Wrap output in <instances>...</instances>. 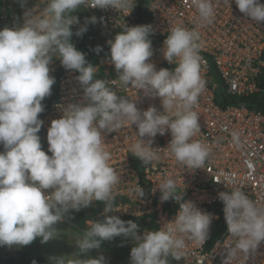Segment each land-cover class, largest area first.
<instances>
[{
  "label": "clouds",
  "instance_id": "obj_1",
  "mask_svg": "<svg viewBox=\"0 0 264 264\" xmlns=\"http://www.w3.org/2000/svg\"><path fill=\"white\" fill-rule=\"evenodd\" d=\"M20 2L24 7L27 0ZM222 2L230 8L232 0ZM234 2L246 17L264 22V4L259 0ZM191 3L197 10L198 27L214 22V0ZM81 6L112 8L127 15L133 0H43L38 12H24L22 26L0 30V146L4 149L0 152V246H26L37 238L46 243L55 237V225L70 211L79 212L99 201L104 204V218L86 221L87 228L75 242V258L50 257L51 264H106L103 255L79 256L118 236L134 242L130 264H169V257L178 261L185 256L188 242H206L213 217L184 201L176 192L175 180L169 177L156 187L161 202L174 198L179 210L158 230L141 235L135 222L108 215L116 211L113 189L121 177L109 163L102 132L135 125L138 131L130 151L145 164L161 159V148L152 147L153 140L157 134L170 132L171 140L163 149L187 169L203 168L209 149L194 139L201 131L194 108L206 85L200 71L199 31L183 24L169 29L161 51L167 62L175 63L172 70H157L147 62L153 55L150 25L123 24L122 31L107 41L117 73L113 83L118 81L125 89L131 85L146 97L160 98L163 112L153 106L141 111L137 98L118 95L105 80L94 79L97 68L71 42L72 25L79 23L73 13ZM96 22L95 16L86 19L75 34L82 36L87 24ZM101 50L99 46L94 49L97 53ZM53 56L66 70L78 73L83 100L62 107L63 115L51 121L48 155L38 135L43 125L38 117L44 112L42 101L51 95L55 84L49 68ZM232 138L239 142L238 133L233 132ZM132 191L136 199L145 195L139 185ZM218 199L233 238L224 264H235L241 256L255 254L264 241V203L239 188L219 192Z\"/></svg>",
  "mask_w": 264,
  "mask_h": 264
},
{
  "label": "built area",
  "instance_id": "obj_2",
  "mask_svg": "<svg viewBox=\"0 0 264 264\" xmlns=\"http://www.w3.org/2000/svg\"><path fill=\"white\" fill-rule=\"evenodd\" d=\"M140 1L133 0V8L128 10L130 13L127 15L112 8H81L85 7L91 17L97 18L96 24L103 33L111 34L122 31L123 24L128 27L139 25ZM259 2L264 4V0ZM39 4L37 7L42 8L43 0H39ZM31 6L22 7L20 0H0V30L22 26L24 12ZM214 7V22L198 27L197 10L191 0H149L148 5L152 35L167 37L169 29L177 24L199 31L200 71L206 85L194 108L201 126L194 139L209 149L210 154L203 168L187 169L177 164L163 149L171 140L170 132L157 134L154 138L152 147L161 148V159L149 164L130 151L138 131L135 125H125L117 132H102L105 150L111 157L109 163L121 177L113 189L116 211L108 215H116L120 219H143L150 231H153L151 223L155 225L154 230H158L166 222L172 221L179 210V203L174 198L161 202V193L156 187L165 177H169L175 180L176 192L184 201L193 202L202 212L213 217L206 242L202 245L188 242L185 256L178 261L169 257L171 264H224L227 247L233 238L223 219L224 206L218 199L219 192L239 188L251 199L264 203V111L237 103L223 104L226 97L241 98L264 92V22L246 17L234 0L230 8L222 0H214ZM160 37L154 38L153 55L147 62L153 63L157 70H172L175 63L167 62L161 51L166 38ZM106 53L93 65L97 68L94 79L105 80L118 95L133 100L137 98L136 106L141 111L153 106L158 112H163L159 97H146L142 90L137 92L131 85L125 89L118 81L113 83L117 73L110 61V51ZM61 67L63 71L58 96L51 101L48 112L39 118L43 121L41 145L48 155L51 153L48 152L47 130L51 121L63 115L62 107L83 100V89L76 80L78 73L66 70L60 60L53 56L49 65L50 75L54 77ZM216 76L219 81H216ZM221 90L227 96H220ZM233 132L239 134L238 143L233 141ZM137 185L145 193L138 199L132 191ZM84 211L88 213V220L104 218L102 202L93 201ZM75 217L74 212L70 211L63 221ZM235 264H264V241L255 254H250L248 258L241 256Z\"/></svg>",
  "mask_w": 264,
  "mask_h": 264
},
{
  "label": "rangeland",
  "instance_id": "obj_3",
  "mask_svg": "<svg viewBox=\"0 0 264 264\" xmlns=\"http://www.w3.org/2000/svg\"><path fill=\"white\" fill-rule=\"evenodd\" d=\"M30 5L33 6H31L29 9H33L34 12H38L41 8L37 7V5L40 6L39 0H27V3L26 5H24V7H28ZM74 15L78 18L79 23L77 26H72V30H78L79 27L85 25L86 19L91 18L90 14L88 13L85 7L78 9V11L74 13ZM118 32L121 31H117L111 34L105 32V34L96 23H88L87 31L82 36L90 40V43H92L94 46L103 47L105 50V47L109 46L107 41L113 39ZM149 39L151 40V42L155 40L154 37H152L151 35H149ZM106 55L107 53L104 51L99 56L98 60ZM215 79L216 81H219L217 76L215 77ZM222 92L223 90L220 91V96H223ZM42 143L43 146H45V141ZM1 147L2 146H0V148ZM121 220H131L135 222L138 225V234L142 235L143 232L150 231V229L145 223V220L143 219L122 218ZM55 228L57 230V232L55 233V237L46 243H41L43 253L47 259L48 264H51L50 257L65 256L66 259L75 258V253L77 252L75 242L81 238L83 231L87 227L82 228L74 220H70L57 223L55 225ZM134 246V242L131 240V238L118 236L111 241H103L99 249H93L90 250L88 253L81 254L79 258H98L100 255H103L105 257L106 264H127L130 262V252L131 248ZM22 248L23 246L17 245L11 247L0 246V251L5 255L17 257Z\"/></svg>",
  "mask_w": 264,
  "mask_h": 264
},
{
  "label": "trees",
  "instance_id": "obj_4",
  "mask_svg": "<svg viewBox=\"0 0 264 264\" xmlns=\"http://www.w3.org/2000/svg\"><path fill=\"white\" fill-rule=\"evenodd\" d=\"M148 5H149V0H141L140 1V9H139V25H149L151 21V16L148 11ZM74 14V13H73ZM76 29L72 30L73 35L71 36L70 40L74 44L77 50L81 51L82 53L85 54L86 61L91 64L92 66L95 65L99 60V56L106 50H104L103 47H100L102 50L99 51L98 53L94 51V49L97 48V46H94L92 43H90V40L86 39L83 36H77ZM150 35L154 38L160 37L158 35ZM166 38V37H160ZM63 68L61 67L59 71L55 74V84L52 86L51 89V95L46 97L43 101L42 104L44 105V112L39 114L38 118H41L44 116L51 105V101L58 96L59 93V86H60V77L62 75ZM223 96H227L226 93L223 91L222 92ZM219 102L220 99H218ZM226 103H237L240 105H246L249 106L250 108H255V109H260L264 111V92H259L256 94H253L248 97H226L225 101H223V104ZM40 138L42 139V132L40 131L38 133ZM4 149L3 147L0 148V151L2 152ZM74 212V211H73ZM76 217L73 219L80 227L86 228L87 224L86 221L88 220V213L84 211V208H82L79 212H74ZM224 221L225 218L223 217ZM226 222V221H225ZM151 229H155L154 223H151ZM48 264L47 259L43 253L42 245H41V240L40 238H37L34 240L31 244L23 246L22 250L19 252L17 257L13 256H8L3 254L0 251V264ZM127 264H130L127 263Z\"/></svg>",
  "mask_w": 264,
  "mask_h": 264
},
{
  "label": "water",
  "instance_id": "obj_5",
  "mask_svg": "<svg viewBox=\"0 0 264 264\" xmlns=\"http://www.w3.org/2000/svg\"><path fill=\"white\" fill-rule=\"evenodd\" d=\"M106 50H107V51H110V47H107ZM169 264H171V263L169 262Z\"/></svg>",
  "mask_w": 264,
  "mask_h": 264
},
{
  "label": "crops",
  "instance_id": "obj_6",
  "mask_svg": "<svg viewBox=\"0 0 264 264\" xmlns=\"http://www.w3.org/2000/svg\"><path fill=\"white\" fill-rule=\"evenodd\" d=\"M107 47H110V46H107ZM107 47H105V50H106ZM106 51H107V50H106Z\"/></svg>",
  "mask_w": 264,
  "mask_h": 264
}]
</instances>
